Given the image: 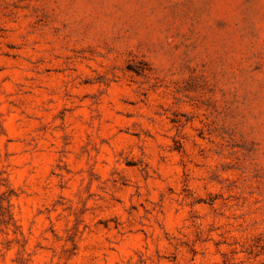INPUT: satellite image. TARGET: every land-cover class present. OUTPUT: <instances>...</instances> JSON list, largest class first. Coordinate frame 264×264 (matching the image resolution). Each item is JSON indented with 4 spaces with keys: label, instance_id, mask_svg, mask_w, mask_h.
Returning a JSON list of instances; mask_svg holds the SVG:
<instances>
[{
    "label": "rangeland",
    "instance_id": "rangeland-1",
    "mask_svg": "<svg viewBox=\"0 0 264 264\" xmlns=\"http://www.w3.org/2000/svg\"><path fill=\"white\" fill-rule=\"evenodd\" d=\"M0 264H264V0H0Z\"/></svg>",
    "mask_w": 264,
    "mask_h": 264
}]
</instances>
